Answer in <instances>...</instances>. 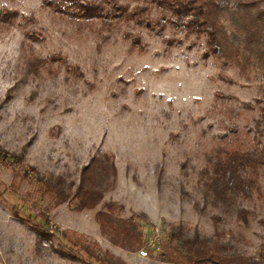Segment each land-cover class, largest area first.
Masks as SVG:
<instances>
[{"label": "rangeland", "instance_id": "obj_1", "mask_svg": "<svg viewBox=\"0 0 264 264\" xmlns=\"http://www.w3.org/2000/svg\"><path fill=\"white\" fill-rule=\"evenodd\" d=\"M143 1L142 17L102 5L84 19L61 0H0V264H99L64 234L124 264H168L159 244L177 227L264 264V165L246 193L215 168L225 148L264 160V77L152 0L115 3ZM48 174L83 177L134 216L147 255L113 245L94 212L39 196Z\"/></svg>", "mask_w": 264, "mask_h": 264}, {"label": "trees", "instance_id": "obj_2", "mask_svg": "<svg viewBox=\"0 0 264 264\" xmlns=\"http://www.w3.org/2000/svg\"><path fill=\"white\" fill-rule=\"evenodd\" d=\"M148 3L143 1L132 10L129 6L120 8L115 0H103L99 4L84 0H61L60 6L65 5L66 9L78 13L79 18L94 19L102 18V11L105 10L102 5L117 9L122 15L142 17L148 11ZM152 3L162 9L161 14L169 11L181 20L187 19L186 28L205 37L207 50L215 53L218 48L223 59L231 60L243 70L254 67L264 77V0H152ZM105 13L109 15L107 11ZM9 157L15 161H19L18 157L22 158L15 155ZM216 159V171L227 181L235 182L233 185L237 193H246V189L252 187L258 177L259 167L264 165L263 159L237 147L220 150ZM103 170L115 180L116 169L113 164ZM23 177L25 175L21 176L19 172L14 173L11 187ZM36 182L35 192L53 207L67 204L73 205L78 212H94V220L101 234L113 245L130 252L145 247L136 218L119 217L117 213L121 207L113 201L104 200L103 193L87 185L83 177L76 183L73 180L66 181L61 176L38 175ZM215 187V182L209 186L211 189ZM226 188L230 189L228 186ZM138 217L145 216L140 214ZM42 219L48 220L43 214ZM63 238L99 264H124L108 251L100 252L80 237L64 234ZM159 250L160 260L168 264H255L250 258L230 253L227 244L220 239L200 236L198 232L189 236L182 227L171 229L167 239L159 244Z\"/></svg>", "mask_w": 264, "mask_h": 264}, {"label": "built area", "instance_id": "obj_3", "mask_svg": "<svg viewBox=\"0 0 264 264\" xmlns=\"http://www.w3.org/2000/svg\"><path fill=\"white\" fill-rule=\"evenodd\" d=\"M139 253H140V255H142V256H146V255H147V253H146L145 251H143V250H141Z\"/></svg>", "mask_w": 264, "mask_h": 264}]
</instances>
